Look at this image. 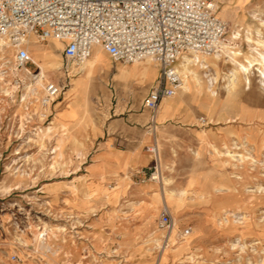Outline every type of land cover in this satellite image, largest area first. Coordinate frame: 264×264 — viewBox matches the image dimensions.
Wrapping results in <instances>:
<instances>
[{
    "label": "rangeland",
    "instance_id": "rangeland-1",
    "mask_svg": "<svg viewBox=\"0 0 264 264\" xmlns=\"http://www.w3.org/2000/svg\"><path fill=\"white\" fill-rule=\"evenodd\" d=\"M247 3L244 28L227 29L224 37L236 34L240 63L254 56L252 49L264 52L256 44L264 42V0ZM29 38L37 49L28 51L33 63L60 94L43 108L42 89L15 70V50L8 42L0 47V264H264V78L255 67L233 85V67L222 57L205 56L206 67H191L198 101L183 115L192 125L162 131L149 124L151 142L161 141L162 184L151 180V164L97 181L88 176L100 166L88 174L86 168L112 138L119 113L127 106L130 114L151 118L137 113L153 85L140 82L149 69L121 72L129 66L113 67L96 48L80 70L62 57L60 42ZM46 49L51 57L40 54ZM75 85L78 91L69 93ZM191 97L184 102H194ZM255 103L261 105L256 121L249 108ZM213 117L221 125L208 124ZM119 143L111 148H123ZM102 190L118 195L106 201ZM164 207L174 225L169 234L170 227H159ZM179 235L190 238L189 246Z\"/></svg>",
    "mask_w": 264,
    "mask_h": 264
},
{
    "label": "built area",
    "instance_id": "built-area-1",
    "mask_svg": "<svg viewBox=\"0 0 264 264\" xmlns=\"http://www.w3.org/2000/svg\"><path fill=\"white\" fill-rule=\"evenodd\" d=\"M226 32L227 24L219 18L214 0H0V37L15 50V67L32 82L39 79L40 70L26 50L28 37L39 43H62V57L76 66L96 48L115 63L150 61L158 68V76L143 108L152 119L164 100L182 90L176 68L182 54L212 55ZM44 83L41 106L49 108L60 90ZM153 171L151 177L158 172L157 166ZM171 224L164 208L159 227L166 229ZM189 233L186 229L182 234Z\"/></svg>",
    "mask_w": 264,
    "mask_h": 264
},
{
    "label": "crops",
    "instance_id": "crops-1",
    "mask_svg": "<svg viewBox=\"0 0 264 264\" xmlns=\"http://www.w3.org/2000/svg\"><path fill=\"white\" fill-rule=\"evenodd\" d=\"M214 1L216 2L217 6H218V16L227 24L228 32L234 28L243 27V25H242L243 21L241 19L243 16L240 14L242 13L244 15V14H248L251 12V10H250L251 5H249L247 3L250 0H214ZM223 40H225V39L223 38ZM50 41H52V40H50ZM62 46H63V44H62ZM27 48H28V51L37 50V49H34L33 47H31L30 45ZM97 51H101V50L98 49ZM101 52H103V51H101ZM180 59H181V57L176 62V68L177 69H178V64L180 62ZM109 60H110L113 67L124 65V64H120V63H115L110 58H109ZM88 63H89V60L87 61V63L83 67L80 68V70L87 68ZM36 64L38 65V63H36ZM126 66H129V67H125L124 69H121V72H123V71H127L129 73H132L134 71L139 72V71L143 70L144 68H148L149 69V75H148L147 79L140 81L141 83H143V81H144V83L146 85L147 84L152 85L153 82L155 81L156 77L158 76V68L155 65H153L155 67V70L153 68L146 67L144 62L138 63L137 65H135V67L133 64L132 65H126ZM107 67H108V65H107ZM32 68H33V70H35L34 67H32ZM97 70H99V69H97ZM123 75L124 76H130V74H128V73L127 74L124 73ZM150 88H151V86H150ZM150 88H149V90H150ZM245 89H246V87H245ZM149 90H148V92H149ZM181 91L177 97H175L173 100H170L167 102L169 104L171 103L172 110L167 114V116L164 118V120L162 122L157 123L156 122L157 114H158L159 110L164 106V103L166 102V100H164L161 103V105L159 106L158 112L156 114V118H155V128H154L155 130L160 128L162 131H171L172 129H176L175 126L192 125L191 124L192 122H188V120L190 118L185 117L183 114L185 113V111L187 109L196 108V101H198V96H196V94L198 92L196 94H194V92L189 94L192 96L191 99H193L194 102L190 101V104L189 103L187 104L184 102L183 99H185V97L189 96V95H184V94L181 95ZM255 91L257 92V88ZM148 92H147V94H148ZM144 98H143V100H144ZM143 100L141 101L140 108H139L137 113H139L140 111L142 113L146 112L150 116V112L143 108ZM206 101H207L206 102L207 104L210 103L209 98H207ZM60 104H62V103H60ZM260 106L261 105L255 103L253 108L249 107L252 109V111H254V112H252V114H254V120L255 121L257 120V115L259 114ZM242 109H244V108H242ZM130 111L131 110L128 109L126 106L124 108L123 112L119 113L118 119L115 120L114 124H113L115 128H114V133L112 134V138L107 139L106 141L101 143L100 151L94 156L93 162L90 165H88V167L86 168L87 174H88L89 168L93 164L94 165L98 164L100 166V169L96 172L95 177L88 176V178H90V180H97V181H103V180H108V179L116 180L118 178H122L124 176V174L136 173V172L141 173L142 170L145 167H147L149 164H151V166H150L151 168L154 166H158L159 171H161L160 154H159L160 145L158 144V142H161V141H159L155 137L154 141L151 142V138H150L149 132H148V130L150 129L149 124H151V122L153 123L152 119L150 118V120H149V118L145 117L144 114H140V115L130 114ZM243 118H245V117H243ZM202 120H203L202 122L205 121V119H202ZM79 123L77 125H79ZM208 124L221 125V122H216L214 117H213L212 122H208ZM210 130H212V132H213V128L212 129L210 128ZM196 132H197V130H196ZM114 142H121L123 144V148H120V147L114 148V149L111 148V146L113 145ZM150 145H152V147H155V149H156L155 153H148L147 152L146 154H142L141 151L138 150L141 147L142 148L145 147L148 149ZM161 178H162V176H161ZM147 189L151 190V192L153 190L152 186H148ZM102 192H103L102 194L104 195V198L106 201H112L118 195L117 190H113L112 192H106V191L102 190ZM145 194H148V193L145 192ZM137 205H138V203L133 208L134 210H136V209L138 210ZM149 229H150V227H149ZM172 235H174L173 232L171 234V238H172ZM180 237L181 236L179 235V238ZM189 240H190V238H186V237L182 238L181 237V243L187 242L186 244L188 246H189Z\"/></svg>",
    "mask_w": 264,
    "mask_h": 264
},
{
    "label": "bare ground",
    "instance_id": "bare-ground-1",
    "mask_svg": "<svg viewBox=\"0 0 264 264\" xmlns=\"http://www.w3.org/2000/svg\"><path fill=\"white\" fill-rule=\"evenodd\" d=\"M235 40H236V34L235 33H232L228 39L222 41V43L220 42V44L218 45L215 53L212 54V55H206V54L197 53V52H187V53H185V54H183L181 56V59H180V62H179V68H178L180 71L177 69V71L180 74V76L182 78V81H183V87H182L181 95L182 94L189 95L192 86H196V84H197L198 81H197L196 75H195L194 71L191 69V67H196V66H198V67H206L205 66V60H206V57L205 56H208V57L215 56V58L217 60H220V57H222V58H224V61H227L230 65H232L233 70L231 71V75H230V77H231V79H230L231 85H233L237 81V76L238 75H246L254 67L256 68V70L259 71V75L262 78H264V52L259 51L257 48L252 49L253 52H254V56H250V59L247 58L246 63H240L235 58L237 56V53L234 51V42H235ZM7 42H8V40L6 38L0 37V47H3L4 45H7ZM29 42H30V38L25 40V43L27 44V46H26V50L27 51H28V48L27 47L29 46ZM256 44H257V47L264 48V42L258 41ZM41 53H42V56H45V57H51L53 55L51 49H46V50H43V51L41 50L40 51V54ZM92 55H93V53L91 54L90 58L92 57ZM88 60H86L82 65H80V68L83 67L87 63ZM94 61H95V64L96 65H98V66L101 65V60L99 58L94 59ZM37 67L40 70L39 79L37 81H35V82H32L31 81V83H33L34 85H36L37 87H39L40 90H41L43 88L44 82H46L47 80H46V77L44 76L43 72L41 71L40 67L38 65H37ZM56 68L59 70L60 65H58ZM15 70L17 71L18 74H21L23 76L29 77L24 71H19L16 67H15ZM187 77H188V80H185V78H187ZM29 79H30V77H29ZM245 80H247V79H245ZM83 83H85V82H83ZM86 88L88 89V86ZM28 89L29 90H32V88L30 86L28 87ZM76 91H78V85L72 86L71 90H69V93L70 92L73 93V92H76ZM191 92H193V90H191ZM81 96L83 97V95H81ZM174 98H171V99H174ZM167 100H169V99H167ZM77 103L78 102H74V105H75V108L76 109L78 108L77 106H79ZM83 103H84V106L87 108V98L86 97L84 98ZM86 108H84V110H86ZM171 110H172V105L171 104H168V103H164V106L159 110V112L157 110L158 114L156 112L157 118H156V114H155V117L152 119V121L154 123L153 124V127L155 128V118H156V122H162L164 120V115L165 114H168ZM79 111L80 110H78V112ZM78 112H77V114H78ZM67 115H68V113H67ZM84 115H86V112H84ZM57 126H59V125H57ZM73 127H76V126H73ZM64 139H65V137L61 136L60 138L57 139V143L58 144L61 143ZM147 152L148 153H155L156 152V149H155V147H149L147 149ZM157 171L158 172L151 177V180L152 181H155V183H157V184L159 182L162 184L163 180H161L162 178H161V174L159 173V167L158 166H157ZM164 208H166V207H164ZM171 219H172V217H171ZM173 226L174 225H173V222H172L170 229L166 232L167 234H169L173 230ZM170 238H171V236H170ZM182 238H185V237L183 236ZM169 240L170 239H168V238L165 239L164 240V244H166Z\"/></svg>",
    "mask_w": 264,
    "mask_h": 264
}]
</instances>
